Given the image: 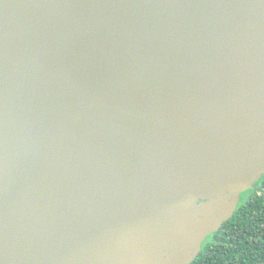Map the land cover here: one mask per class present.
Returning a JSON list of instances; mask_svg holds the SVG:
<instances>
[{
    "label": "water",
    "instance_id": "1",
    "mask_svg": "<svg viewBox=\"0 0 264 264\" xmlns=\"http://www.w3.org/2000/svg\"><path fill=\"white\" fill-rule=\"evenodd\" d=\"M264 177V0H0V264H192Z\"/></svg>",
    "mask_w": 264,
    "mask_h": 264
},
{
    "label": "trees",
    "instance_id": "2",
    "mask_svg": "<svg viewBox=\"0 0 264 264\" xmlns=\"http://www.w3.org/2000/svg\"><path fill=\"white\" fill-rule=\"evenodd\" d=\"M192 264H264V177L242 195L234 216L207 238Z\"/></svg>",
    "mask_w": 264,
    "mask_h": 264
}]
</instances>
